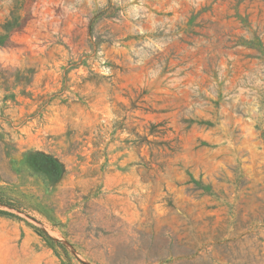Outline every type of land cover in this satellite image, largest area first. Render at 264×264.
I'll list each match as a JSON object with an SVG mask.
<instances>
[{
  "label": "rangeland",
  "instance_id": "obj_1",
  "mask_svg": "<svg viewBox=\"0 0 264 264\" xmlns=\"http://www.w3.org/2000/svg\"><path fill=\"white\" fill-rule=\"evenodd\" d=\"M0 264H264V0H0Z\"/></svg>",
  "mask_w": 264,
  "mask_h": 264
},
{
  "label": "trees",
  "instance_id": "obj_2",
  "mask_svg": "<svg viewBox=\"0 0 264 264\" xmlns=\"http://www.w3.org/2000/svg\"><path fill=\"white\" fill-rule=\"evenodd\" d=\"M0 203L11 205V203H5L2 199H0ZM11 206H12V205H11Z\"/></svg>",
  "mask_w": 264,
  "mask_h": 264
}]
</instances>
